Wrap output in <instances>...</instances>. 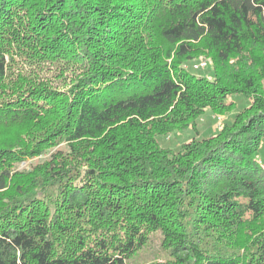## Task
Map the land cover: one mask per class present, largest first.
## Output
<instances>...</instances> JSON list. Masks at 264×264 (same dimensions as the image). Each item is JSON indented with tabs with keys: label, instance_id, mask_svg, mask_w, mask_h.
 Returning <instances> with one entry per match:
<instances>
[{
	"label": "trees",
	"instance_id": "16d2710c",
	"mask_svg": "<svg viewBox=\"0 0 264 264\" xmlns=\"http://www.w3.org/2000/svg\"><path fill=\"white\" fill-rule=\"evenodd\" d=\"M157 231L146 264H264V0H0V264Z\"/></svg>",
	"mask_w": 264,
	"mask_h": 264
},
{
	"label": "rangeland",
	"instance_id": "374dc122",
	"mask_svg": "<svg viewBox=\"0 0 264 264\" xmlns=\"http://www.w3.org/2000/svg\"><path fill=\"white\" fill-rule=\"evenodd\" d=\"M198 65H194V69H198ZM205 66L204 68H207ZM226 115H215L211 111H207L199 122V131L202 135L215 132L218 128L223 125L226 120ZM193 133L186 131L184 133L169 135L162 139L163 144L171 147H176L181 143L191 139ZM48 154L42 155L40 158H45ZM33 159H29L27 162L21 163L18 168L27 167ZM162 235L159 231L150 234V238L147 244L139 250L133 257L129 259V264H146L153 260L160 259L164 260L168 258L167 251L161 246Z\"/></svg>",
	"mask_w": 264,
	"mask_h": 264
},
{
	"label": "built area",
	"instance_id": "2783aa9c",
	"mask_svg": "<svg viewBox=\"0 0 264 264\" xmlns=\"http://www.w3.org/2000/svg\"><path fill=\"white\" fill-rule=\"evenodd\" d=\"M205 63L203 62V63H201L200 65H204Z\"/></svg>",
	"mask_w": 264,
	"mask_h": 264
}]
</instances>
